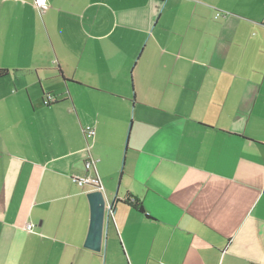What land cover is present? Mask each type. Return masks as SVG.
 <instances>
[{
  "label": "crops",
  "instance_id": "crops-1",
  "mask_svg": "<svg viewBox=\"0 0 264 264\" xmlns=\"http://www.w3.org/2000/svg\"><path fill=\"white\" fill-rule=\"evenodd\" d=\"M47 2L0 0V264H264V0Z\"/></svg>",
  "mask_w": 264,
  "mask_h": 264
},
{
  "label": "water",
  "instance_id": "water-1",
  "mask_svg": "<svg viewBox=\"0 0 264 264\" xmlns=\"http://www.w3.org/2000/svg\"><path fill=\"white\" fill-rule=\"evenodd\" d=\"M92 202V226L90 233L91 247L95 250H100L101 241L104 234L105 220H109L106 217V200L102 191L92 192L89 196Z\"/></svg>",
  "mask_w": 264,
  "mask_h": 264
},
{
  "label": "built area",
  "instance_id": "built-area-1",
  "mask_svg": "<svg viewBox=\"0 0 264 264\" xmlns=\"http://www.w3.org/2000/svg\"><path fill=\"white\" fill-rule=\"evenodd\" d=\"M48 5L47 0H35V7L37 10L42 11L44 10ZM57 102V98L51 94H47L44 97V104L45 106H50ZM96 130L92 126H87L84 130V135L86 140L93 139L95 137ZM95 167V161L90 160L86 163L87 170H91ZM74 181L80 186L83 187L85 185H90L92 188L100 190L101 189V182L98 177H87V178H76ZM114 209L112 206H107V212L108 216L112 217ZM26 229L28 231H32V225H27Z\"/></svg>",
  "mask_w": 264,
  "mask_h": 264
},
{
  "label": "trees",
  "instance_id": "trees-1",
  "mask_svg": "<svg viewBox=\"0 0 264 264\" xmlns=\"http://www.w3.org/2000/svg\"><path fill=\"white\" fill-rule=\"evenodd\" d=\"M9 75V71L5 69H0V79H3ZM56 103V102H55ZM54 103V104H55ZM52 104V105H54ZM50 105V106H52ZM125 203L132 208L136 209L137 211L141 212L142 214L146 215V211L143 207V204L136 198H128L125 200ZM112 208L114 209V205H112Z\"/></svg>",
  "mask_w": 264,
  "mask_h": 264
},
{
  "label": "rangeland",
  "instance_id": "rangeland-1",
  "mask_svg": "<svg viewBox=\"0 0 264 264\" xmlns=\"http://www.w3.org/2000/svg\"><path fill=\"white\" fill-rule=\"evenodd\" d=\"M95 191H101V189L100 190H97V189H94Z\"/></svg>",
  "mask_w": 264,
  "mask_h": 264
}]
</instances>
